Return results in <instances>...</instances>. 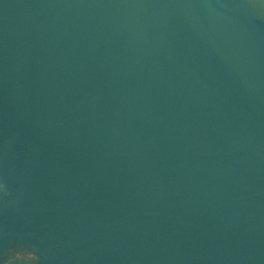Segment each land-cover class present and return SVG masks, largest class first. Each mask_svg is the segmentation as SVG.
<instances>
[{
	"label": "water",
	"instance_id": "1",
	"mask_svg": "<svg viewBox=\"0 0 264 264\" xmlns=\"http://www.w3.org/2000/svg\"><path fill=\"white\" fill-rule=\"evenodd\" d=\"M0 264H264V0H0Z\"/></svg>",
	"mask_w": 264,
	"mask_h": 264
}]
</instances>
